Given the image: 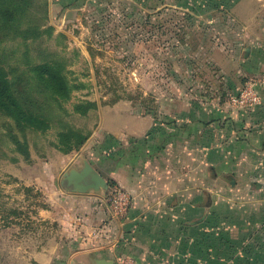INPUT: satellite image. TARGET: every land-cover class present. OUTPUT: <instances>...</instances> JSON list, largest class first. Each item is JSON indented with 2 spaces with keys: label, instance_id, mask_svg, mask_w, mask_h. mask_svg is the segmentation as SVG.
<instances>
[{
  "label": "rangeland",
  "instance_id": "obj_1",
  "mask_svg": "<svg viewBox=\"0 0 264 264\" xmlns=\"http://www.w3.org/2000/svg\"><path fill=\"white\" fill-rule=\"evenodd\" d=\"M239 2L33 0L32 15L21 18V25H36L31 38L13 39L14 33L7 29L0 39L6 65H18L19 75L28 72L29 60L53 59L56 66L65 67L70 96L61 99L62 109L53 104L49 125L40 128L19 125L0 105V264H23L34 246L61 239L59 222L44 218L40 211L50 208L47 194L53 189L68 190L63 186L67 172L82 167L84 161L96 163V152L113 149L112 134L103 123L117 102L127 100L133 114L154 117L156 133L146 144L156 147L161 132L177 123L178 116L188 123L201 117L209 99L223 104L251 97L247 92L260 96L264 0L254 4L263 8L260 20L247 27L237 12ZM65 124L88 134L83 145L69 150L61 144ZM182 140L189 148L199 138ZM224 140L219 138L223 146ZM202 172L204 213L209 211L204 193L208 165L203 164ZM39 174L52 180L47 187L21 178ZM207 226L208 221L201 227Z\"/></svg>",
  "mask_w": 264,
  "mask_h": 264
},
{
  "label": "crops",
  "instance_id": "obj_2",
  "mask_svg": "<svg viewBox=\"0 0 264 264\" xmlns=\"http://www.w3.org/2000/svg\"><path fill=\"white\" fill-rule=\"evenodd\" d=\"M258 1L236 5L245 27L260 20ZM259 86L258 103L245 96L223 104L209 99L201 117L188 123L178 116L156 147L146 144L156 133L154 117L133 114L127 100L117 102L103 123L113 149L89 161L108 188L78 192L65 180L68 190L47 194L50 208L40 215L59 222L61 239L34 246L22 263L264 264V86ZM185 137L199 140L187 148ZM203 164L210 172L204 192L209 211L201 213ZM21 178L43 187L52 181L41 174ZM110 180L130 196L125 215L110 209Z\"/></svg>",
  "mask_w": 264,
  "mask_h": 264
},
{
  "label": "trees",
  "instance_id": "obj_3",
  "mask_svg": "<svg viewBox=\"0 0 264 264\" xmlns=\"http://www.w3.org/2000/svg\"><path fill=\"white\" fill-rule=\"evenodd\" d=\"M7 1L11 2V6ZM31 3L33 0H0V39H4L7 29L14 33L11 36L13 39L31 38L36 25L29 22L21 25L22 17L32 15ZM5 57L0 49V105L14 116L19 125L36 128L49 125L55 110L53 104L57 103L62 109L63 100L70 96V82L64 65L56 66L53 59L29 60L28 72L18 75L15 73L18 65L8 68ZM19 59L21 62L25 60L24 57ZM65 128L60 131V142L67 149L78 148L87 140L88 134L67 127V124Z\"/></svg>",
  "mask_w": 264,
  "mask_h": 264
},
{
  "label": "water",
  "instance_id": "obj_4",
  "mask_svg": "<svg viewBox=\"0 0 264 264\" xmlns=\"http://www.w3.org/2000/svg\"><path fill=\"white\" fill-rule=\"evenodd\" d=\"M68 185L73 191L86 192L90 189L108 188V181L97 171L89 161H84L80 169H71L66 173ZM64 180V181H65ZM96 264H113L112 260L98 259Z\"/></svg>",
  "mask_w": 264,
  "mask_h": 264
},
{
  "label": "built area",
  "instance_id": "obj_5",
  "mask_svg": "<svg viewBox=\"0 0 264 264\" xmlns=\"http://www.w3.org/2000/svg\"><path fill=\"white\" fill-rule=\"evenodd\" d=\"M250 101L256 102L258 96L255 92H247ZM110 209L117 215H125L130 208V196L119 186H114L109 193Z\"/></svg>",
  "mask_w": 264,
  "mask_h": 264
}]
</instances>
